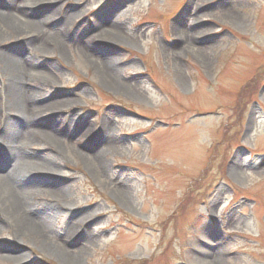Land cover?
<instances>
[{"label": "rangeland", "instance_id": "rangeland-1", "mask_svg": "<svg viewBox=\"0 0 264 264\" xmlns=\"http://www.w3.org/2000/svg\"><path fill=\"white\" fill-rule=\"evenodd\" d=\"M39 3L29 15L38 32L0 38V103L11 78L5 54L19 58L23 95L39 107L11 123L59 138L31 149L56 172L30 182L63 188L52 230L90 215L84 234L67 241L83 247L79 264H192L197 247L219 251L218 264H264V0ZM111 4L119 43L93 39ZM102 60L115 67L111 76ZM58 100L67 108H49ZM6 131L0 124V137ZM103 131L113 138L106 170L77 154L90 157ZM117 179L127 181L130 205ZM50 199L36 207H55ZM0 237V248L9 245ZM19 247L23 264L63 263Z\"/></svg>", "mask_w": 264, "mask_h": 264}, {"label": "bare ground", "instance_id": "bare-ground-1", "mask_svg": "<svg viewBox=\"0 0 264 264\" xmlns=\"http://www.w3.org/2000/svg\"><path fill=\"white\" fill-rule=\"evenodd\" d=\"M0 1L4 7V11H0V38L6 39V37H14L20 34L26 36L29 30H35V32L40 30L38 22L29 18V15L34 13L33 9L40 5L41 2L37 4L39 0ZM117 13L116 7L111 4L102 13V16L108 14L109 18L104 21L95 19L92 30L95 31L93 39L115 43H119L124 39L120 27L115 22ZM51 15L50 13L49 16ZM48 20H50V17L48 18L47 15L43 17L41 22H47ZM179 31L177 29L176 37L180 40L181 33ZM18 59L5 54L2 57V61L5 62V69L11 78L8 87L3 91L7 95L6 100L0 103V124L4 125V130H7L5 135L0 137V235L5 237L6 240H2L8 241L9 244L0 248V252L3 253L0 258L8 259L9 262H15L16 264H23L27 259L25 253L21 252L19 245L28 244L32 248H39L45 253L55 255L64 264H79L80 258L84 254L83 247L71 250L67 246V241L77 235L79 228L89 220L90 215L85 214L80 219L73 221L62 234H56L55 230H52V213L55 214L60 209L57 201L62 198L63 188L59 184L53 186L43 180L37 184L30 182L37 174L56 172L54 165L52 167L51 163L46 162L45 158L40 157L31 149L34 145L46 142L55 145L58 143L59 138L52 130L54 129L53 125L49 127L52 132L28 126L31 124L27 121L35 117V115H32L38 111L39 107L33 104L29 105L27 97H24L25 94L23 95V91H25L22 84L23 77L21 76L23 66L21 68L16 63ZM98 66L109 76H111V70L115 69L111 66V60L109 62L102 60ZM118 88L123 91L125 89L123 86H118ZM31 91L33 94V89ZM28 92L30 99H32V94L30 91ZM66 103L68 101H53L49 108L62 110L67 108L64 105ZM11 115L14 118L20 116L21 119H18L20 123L24 118L27 119L25 130L22 129L19 122L11 123ZM105 133L104 131L100 132L93 145L95 148L93 147V153L90 157L83 155L79 150L77 151V154L104 170L107 169V164L102 157L111 149V142L113 141L112 135ZM48 147L52 149L53 146ZM113 182L117 194L122 196L120 197L121 200L130 205L131 203L126 197L127 181L117 179ZM123 192L125 193L123 194ZM49 196H52L49 202L55 203L57 209L56 206L47 205L38 209L35 202L47 200ZM80 231L84 234V229ZM8 239H12L13 242L10 244ZM216 252H208L201 247H197L193 252L192 264H218V256H221V254L219 251Z\"/></svg>", "mask_w": 264, "mask_h": 264}, {"label": "trees", "instance_id": "trees-1", "mask_svg": "<svg viewBox=\"0 0 264 264\" xmlns=\"http://www.w3.org/2000/svg\"><path fill=\"white\" fill-rule=\"evenodd\" d=\"M249 85H250V84H247V87H248ZM245 89H246V87H245V88H243V89H242V91H244Z\"/></svg>", "mask_w": 264, "mask_h": 264}]
</instances>
